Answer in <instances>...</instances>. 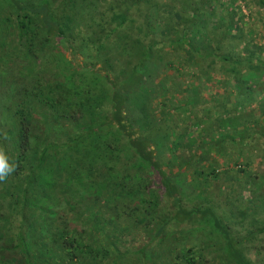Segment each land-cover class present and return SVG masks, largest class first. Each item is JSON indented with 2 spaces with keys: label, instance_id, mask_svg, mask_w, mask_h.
<instances>
[{
  "label": "trees",
  "instance_id": "obj_1",
  "mask_svg": "<svg viewBox=\"0 0 264 264\" xmlns=\"http://www.w3.org/2000/svg\"><path fill=\"white\" fill-rule=\"evenodd\" d=\"M0 148V264H264V0H0Z\"/></svg>",
  "mask_w": 264,
  "mask_h": 264
},
{
  "label": "rangeland",
  "instance_id": "obj_2",
  "mask_svg": "<svg viewBox=\"0 0 264 264\" xmlns=\"http://www.w3.org/2000/svg\"><path fill=\"white\" fill-rule=\"evenodd\" d=\"M244 12H246V10H243ZM68 61H70V62H74V65H72V66H70L69 65V63H68ZM81 61H82V59L81 58H73L72 57V55L70 54V53H68V54H66L65 55V57H62V59L60 60V62L62 63V64H59L60 66H59V68L60 69H64L65 71H66V73H65V75H66V77L67 76H70L71 75V73H72V69H73V66H75L76 64H78V63H81ZM63 71V70H62ZM62 71H59V72H62ZM65 71H63V72H65ZM81 76H83V77H81ZM79 78H78V83H76L78 86H82V85H85L86 84V82H91V80L89 79V78H87V80L85 79V76H84V74H82ZM90 77V76H89ZM77 88V87H76ZM105 112H107V111H109L110 110V105H109V103H107V105L105 104V109H103ZM227 129H230V128H227ZM201 131H202V133H196V135H195V138H201V136L203 135V129L201 128L200 129ZM194 132V131H193ZM198 132V131H197ZM216 236V235H215ZM201 240H202V237H199ZM193 240H196V239H194V238H192ZM206 239H208V238H206ZM209 240V239H208ZM186 241V240H185ZM219 241L220 242H222V240H221V238L220 239H217L216 241H215V243H219ZM264 241V240H263ZM210 242H212V241H210ZM262 246H263V248H264V243L262 244ZM214 249V248H213ZM257 253H259V255L257 254ZM212 255H215V254H212ZM211 256V255H210ZM248 256H249V258L251 259V260H253V261H258V260H263L264 261V250H260V252H258V250H252V252L250 253V254H248ZM219 259H221V258H219Z\"/></svg>",
  "mask_w": 264,
  "mask_h": 264
},
{
  "label": "clouds",
  "instance_id": "obj_3",
  "mask_svg": "<svg viewBox=\"0 0 264 264\" xmlns=\"http://www.w3.org/2000/svg\"><path fill=\"white\" fill-rule=\"evenodd\" d=\"M14 171V165L9 163L7 153L0 148V182L5 181Z\"/></svg>",
  "mask_w": 264,
  "mask_h": 264
}]
</instances>
